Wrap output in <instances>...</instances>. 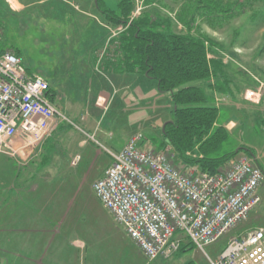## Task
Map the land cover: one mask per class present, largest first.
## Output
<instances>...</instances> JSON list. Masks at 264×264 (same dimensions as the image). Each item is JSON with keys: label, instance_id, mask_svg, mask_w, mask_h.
I'll return each instance as SVG.
<instances>
[{"label": "rangeland", "instance_id": "374dc122", "mask_svg": "<svg viewBox=\"0 0 264 264\" xmlns=\"http://www.w3.org/2000/svg\"><path fill=\"white\" fill-rule=\"evenodd\" d=\"M79 1L83 6L88 2ZM104 1V6H113V0ZM133 1L135 7L130 19L150 13L154 17L171 21L176 32L185 30L184 24L177 19L180 12L187 10L195 13L199 4L198 0H151L150 3L145 0ZM219 1L232 4L234 16L224 19L214 14L208 18L207 11L199 10L195 13L193 32L206 35L217 43V50L209 52V57H217L223 61L227 77L233 82L234 92L229 96L219 93L217 95L214 91L212 94L217 96L216 104L226 119L225 125L236 137L237 145L252 148L255 156L250 157L264 169V0ZM95 2L97 1L94 0ZM3 9L0 1V12H3ZM6 10L5 7L4 11ZM5 15L0 18V23L5 26L0 27L1 44L6 45L5 48L20 50L31 73L41 75L55 84L60 75L62 91L56 95L55 105L60 107L58 103L61 100L66 105L71 103L76 111L82 113L75 115L67 112L68 115L64 111L70 122L66 121L67 125L54 129L57 136L51 142L55 152L51 153L53 158L49 159H53L50 163L57 164L58 170L54 172L53 169L47 174L45 183L44 179L36 178L32 187L22 189V182L18 183V194L37 198L38 206L44 213H58L61 218V238L65 239L68 249L74 245L82 248L84 263L88 264L94 254L99 262L106 263L119 259L124 253H137L138 250L125 227L118 224L111 211L103 206L92 185L108 161V149L119 151L131 137L137 135L144 139V146L158 149L159 140L163 136V126L171 118L173 104L169 95L161 94L156 87L145 79L141 80L136 74H129L127 79L130 89L115 92L110 87V95L105 94L107 100H98L97 93L92 92V87L86 83L68 82L78 78L73 72L76 64L70 60L74 47L72 44H66L65 38L66 32L69 37H78L81 25L77 21L73 22L77 16L75 12L62 11L57 21H47L46 28L41 23H35L28 28L26 19L15 22L10 14ZM102 15L99 14L104 23L101 25L103 29H99L97 33L103 38V43L94 48L99 54L95 62L98 69L103 62L113 61L107 52L117 46L116 42L114 43L115 37L125 29L123 25H115ZM88 24L91 30L96 27L93 19H90ZM93 30L90 34L95 35ZM59 52H62V55ZM107 56L109 58L106 60ZM99 77L111 85L110 80ZM251 88L261 90L260 100L250 101L245 98L247 89ZM89 112L95 117L91 124L84 121ZM92 132H95V144L87 136ZM75 143H82L88 148H80L73 153ZM76 155H80L81 160L77 166H73L71 161ZM172 161L174 165L185 168L175 155L172 156ZM10 184L11 182L8 186ZM259 195V204L245 222L206 247L212 258H217V254L231 238L252 229H264V183ZM66 255L68 260L72 259L70 250L66 251ZM130 259L133 260L134 257L131 256ZM194 261L196 264H210L206 255L193 245L191 249L179 251L167 259L146 258V264H189Z\"/></svg>", "mask_w": 264, "mask_h": 264}, {"label": "built area", "instance_id": "2783aa9c", "mask_svg": "<svg viewBox=\"0 0 264 264\" xmlns=\"http://www.w3.org/2000/svg\"><path fill=\"white\" fill-rule=\"evenodd\" d=\"M49 90V81L31 73L13 47L0 53V156L26 162L56 127L70 122L51 101ZM259 92L247 89L245 98L258 101ZM107 151L110 164L93 189L148 260L170 257L191 242L210 264H264L263 228L231 238L217 258L206 251L259 204L264 171L253 158L239 154L211 174L174 165L169 145L144 146L140 135L119 151ZM80 160L76 155L71 164Z\"/></svg>", "mask_w": 264, "mask_h": 264}, {"label": "trees", "instance_id": "16d2710c", "mask_svg": "<svg viewBox=\"0 0 264 264\" xmlns=\"http://www.w3.org/2000/svg\"><path fill=\"white\" fill-rule=\"evenodd\" d=\"M96 3L107 20L125 27L115 37L117 46L109 51L113 61L108 63L115 69L139 75L161 94H168L173 104L158 149L169 145L181 164L211 174L227 166L239 154L255 156L252 148L237 145L236 137L225 125L226 119L216 104L217 96L212 94L215 91L229 96L234 92L223 61L209 57V52L217 50V43L206 35L194 33L192 26L199 10L207 11L208 18L214 14L231 18L235 14L232 4L198 0L195 13L180 12L177 19L184 24L185 30L176 32L171 21L150 13L130 19L135 7L133 0H117L115 9L104 6L102 0ZM5 46L0 42V53ZM14 50L21 57L19 50ZM49 96L51 101L54 100L51 83ZM63 125L67 124L58 127ZM192 245L184 242L179 251L185 252Z\"/></svg>", "mask_w": 264, "mask_h": 264}, {"label": "crops", "instance_id": "0c3cea01", "mask_svg": "<svg viewBox=\"0 0 264 264\" xmlns=\"http://www.w3.org/2000/svg\"><path fill=\"white\" fill-rule=\"evenodd\" d=\"M0 1L3 8H7L6 11L3 9L4 13L0 12V18L2 15L6 14L5 16H7V14H10L9 16L15 22L24 21L26 19L28 28L35 23H41V25L46 28L48 27L47 21L49 19H55L57 21L62 11L69 10L71 13L75 12L77 16L76 20L73 22L77 21L79 25H81V28L78 30V37H76L77 39L69 37L66 32L65 38L66 44H72V47H74L70 60L74 61L76 64V69L73 72L78 78L75 79L76 82L74 80L68 82H72L73 84L86 83L88 86L92 87V92L97 93L96 98H98V100H107L105 94L110 95V87H112L115 92H121L128 88L130 89V84L127 79L130 73L115 69L108 61L103 62L99 69L95 66L96 57L98 58L99 54L94 51V48L96 45L103 43V38L99 36L97 32H99V29H103L101 25L104 23L100 20V11L97 8V3H94V0H87L88 2L85 6L80 4L79 0ZM102 2L106 4L104 0H102ZM112 4L113 6L110 9H115L117 7V2L113 0ZM96 12H99V14ZM90 19H93L96 23V27L93 28L94 30L92 29L95 35L90 34L92 30L87 26ZM0 27L5 26L0 23ZM82 46L85 48L83 49ZM107 53L108 56H111L109 51ZM59 54L62 55V52H59ZM108 56L106 60L109 58ZM99 76L110 80L111 85L109 86V84ZM137 76L139 77V75ZM59 77L60 75L57 77V84L46 78L51 83V87L55 92V97L62 91ZM81 77H84V79H81ZM215 94L214 97L216 98ZM52 101L54 103L55 98ZM58 104L61 107L59 108L66 113L72 112L71 114L75 115L82 114L76 111L75 107L71 106V103L66 105L59 100ZM97 105L95 104L96 107L101 108V106ZM94 120L95 117L89 112L84 121L91 124ZM227 128L229 129L228 126ZM55 132L53 131L51 133L49 138L38 147L36 153L30 155L26 162L17 161L6 155L0 156V158L2 157V159H0V168H2L0 170V264H87L83 262L82 248L74 245V247L69 246L68 249L65 239H63V237L61 238V218L58 213L52 215L44 213L38 206L37 198L19 195L17 191L18 183L22 182L20 189L32 187L34 179L36 178L44 179L43 183H45L47 174L51 173L53 169L55 170L54 172L58 170L56 169L57 164L50 163L53 159H49V157L53 158V154L51 153H53V151L55 152V147H52L51 142V140L57 136ZM91 134L95 135V132ZM92 143L95 144L93 141ZM75 145V149L72 151L73 153L79 151L80 148H88V146H84L82 143H75ZM71 153L69 156H71ZM110 161L111 159L109 156L107 163L96 176L95 180L103 174L105 168L110 164ZM22 167L23 169H21ZM9 182H11L10 186H8ZM40 182L42 181L40 180ZM262 184L258 192L261 191ZM252 211H254V209ZM131 241L133 242L132 239ZM133 244L138 250L137 253H124L119 259L106 261V263L99 262L96 257L97 255L94 254L92 260L88 264H146V256L136 243L133 242ZM67 250L71 252V260L67 258ZM219 253L217 255H219ZM131 256L134 257L133 260L130 259ZM167 258L169 257L161 256L159 259ZM189 264L196 263L194 261Z\"/></svg>", "mask_w": 264, "mask_h": 264}, {"label": "water", "instance_id": "95a60500", "mask_svg": "<svg viewBox=\"0 0 264 264\" xmlns=\"http://www.w3.org/2000/svg\"><path fill=\"white\" fill-rule=\"evenodd\" d=\"M97 1V0H96ZM165 125L163 126V131H164Z\"/></svg>", "mask_w": 264, "mask_h": 264}]
</instances>
